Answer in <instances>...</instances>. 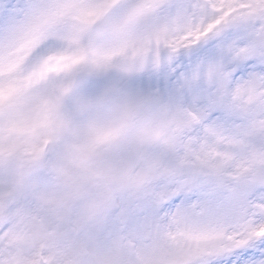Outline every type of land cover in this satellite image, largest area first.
<instances>
[{
  "label": "snow or ice",
  "instance_id": "6c2138e0",
  "mask_svg": "<svg viewBox=\"0 0 264 264\" xmlns=\"http://www.w3.org/2000/svg\"><path fill=\"white\" fill-rule=\"evenodd\" d=\"M0 264H264V0H0Z\"/></svg>",
  "mask_w": 264,
  "mask_h": 264
}]
</instances>
